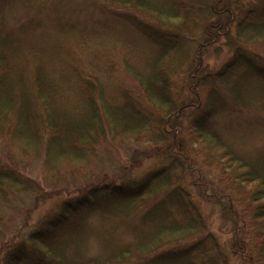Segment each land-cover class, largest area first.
Segmentation results:
<instances>
[{"label": "trees", "instance_id": "1", "mask_svg": "<svg viewBox=\"0 0 264 264\" xmlns=\"http://www.w3.org/2000/svg\"><path fill=\"white\" fill-rule=\"evenodd\" d=\"M196 193L264 264V0H0V264H231Z\"/></svg>", "mask_w": 264, "mask_h": 264}, {"label": "rangeland", "instance_id": "2", "mask_svg": "<svg viewBox=\"0 0 264 264\" xmlns=\"http://www.w3.org/2000/svg\"><path fill=\"white\" fill-rule=\"evenodd\" d=\"M24 13V9L22 7H8V11L5 10V14L8 15V18H14L12 15H20ZM126 26V24H125ZM211 57L210 62L214 63L215 65L219 66L222 63H224L229 56V53L227 49H222V51L218 55H208ZM209 57V58H210ZM147 165L149 163L144 164V166L139 169L136 173L141 174L142 172H145V169L147 168ZM28 171L32 173L31 175L35 178H38L41 176L43 179V173L41 174V170L36 166L32 165L30 168H28ZM204 174H206L204 172ZM134 175H132L131 178H133ZM136 176V175H135ZM206 178L210 179L211 182H213L212 188L215 189L216 187V179L214 178V175L206 174ZM107 180L112 181H120L125 180L123 177H109ZM85 188V187H84ZM84 188H80L77 192H81L84 190ZM205 193L210 194L209 189L205 191ZM78 195V193H76ZM76 195H72V193L69 194H61L60 196H57L54 200H50L43 204L34 214L32 226H38L45 218L53 214L54 212L58 211L60 207L63 205V203L67 200L75 198ZM196 197L199 201H201L203 205L204 212L208 215L209 221L212 225V230L215 233V235L218 237L219 241L225 245V250L231 257V264H242V261L238 256H235L231 250H232V242L234 238V231L233 227L230 224L228 220L223 219L221 210L219 205L213 201V200H207L202 196L200 193H196ZM28 238L30 236V231H27L23 234V237ZM14 244V243H13ZM11 245V247L13 246Z\"/></svg>", "mask_w": 264, "mask_h": 264}]
</instances>
